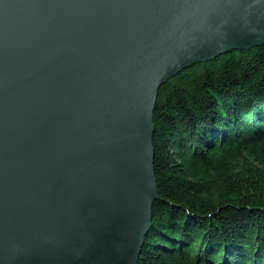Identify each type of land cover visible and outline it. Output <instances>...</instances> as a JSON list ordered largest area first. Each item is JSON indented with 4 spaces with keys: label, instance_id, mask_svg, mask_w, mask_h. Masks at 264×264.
Here are the masks:
<instances>
[{
    "label": "water",
    "instance_id": "obj_1",
    "mask_svg": "<svg viewBox=\"0 0 264 264\" xmlns=\"http://www.w3.org/2000/svg\"><path fill=\"white\" fill-rule=\"evenodd\" d=\"M263 43L264 0H0V264H138L160 86Z\"/></svg>",
    "mask_w": 264,
    "mask_h": 264
},
{
    "label": "trees",
    "instance_id": "obj_2",
    "mask_svg": "<svg viewBox=\"0 0 264 264\" xmlns=\"http://www.w3.org/2000/svg\"><path fill=\"white\" fill-rule=\"evenodd\" d=\"M153 122L159 197L138 264H264V43L170 77Z\"/></svg>",
    "mask_w": 264,
    "mask_h": 264
}]
</instances>
